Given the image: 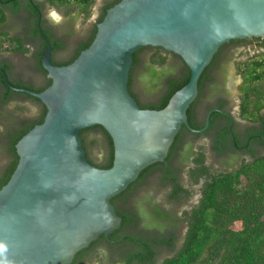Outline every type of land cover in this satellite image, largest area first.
Segmentation results:
<instances>
[{
    "label": "water",
    "instance_id": "95a60500",
    "mask_svg": "<svg viewBox=\"0 0 264 264\" xmlns=\"http://www.w3.org/2000/svg\"><path fill=\"white\" fill-rule=\"evenodd\" d=\"M40 16L37 11L44 42L40 63L50 84L41 91L14 86L0 67L9 88L46 107L43 121L15 143L16 166L0 187V242L6 245L0 260L7 264H71L100 234L119 228L121 217L110 199L146 166L165 159L182 125L197 132L208 126L214 110L198 129L189 125L186 111L219 46L264 38V0H119L97 23L89 46L57 65ZM141 46L171 51L189 68L187 82L160 109L141 108L128 89L132 53ZM37 114L30 100L0 122V134ZM94 125L112 140L108 168L89 162L82 147L79 131ZM4 160L0 153V166Z\"/></svg>",
    "mask_w": 264,
    "mask_h": 264
},
{
    "label": "trees",
    "instance_id": "16d2710c",
    "mask_svg": "<svg viewBox=\"0 0 264 264\" xmlns=\"http://www.w3.org/2000/svg\"><path fill=\"white\" fill-rule=\"evenodd\" d=\"M51 5L56 7L76 6L81 11L86 12L92 0H46ZM119 0H109L104 3L99 10V14L95 21L90 24L83 39L76 41L74 45L65 43L60 37H56L51 32L49 26H44L43 7L41 2L37 0H0V25L4 22L7 14L3 8L9 10V15H21L27 17L29 37L34 41L39 40L38 49L34 52L37 65L46 72L40 63V57L44 49L43 39L40 37L36 22L37 11L40 12V25L50 41L51 59L53 64L65 65L72 62L80 53L81 50L89 46L96 32V25L100 22L108 8L117 3ZM254 43V45L264 48V38L252 37L246 40L231 39L219 46L218 50L212 57L210 63L203 69L198 80V96L203 90V82L210 76L209 70L216 69V73L220 75L219 57L222 58L224 47L227 44H244ZM66 46L70 53L67 57L59 58V61H54V52L56 50L66 51ZM0 50L20 51L28 50L26 42H21L20 37H9L7 33L0 30ZM142 50H147V57L142 61L139 53ZM167 55L172 56L177 65L169 71H164L162 68L156 70L155 66H161ZM132 64L129 71L128 89L131 95L136 99L141 108L160 109L166 105L170 96L182 87L189 78V68L184 61L161 47L141 46L132 53ZM58 60V59H57ZM2 62V61H1ZM7 67V63H2ZM239 71L242 73L243 83L241 85L242 93L240 94V115L242 118L256 123L261 121L262 126L255 128L253 125L247 129L245 133L252 139L257 140L264 145V50L258 54L248 57L240 64ZM222 75V74H221ZM14 86L25 87L35 91H41L50 84V79H46L37 87L22 82L21 80L10 81ZM137 84L138 90L146 98L142 100L138 94L133 93L130 89L131 85ZM0 103L5 104L12 96H20L30 99L38 105V114L29 119H20L15 126L5 130L0 134V153L5 157L3 164L0 166V187L4 185L13 172L18 157L15 151V143L17 140L29 131L34 125L43 121L46 108L43 103L36 97L25 92L15 91L9 88L0 74ZM134 87V86H133ZM144 101L139 102L137 99ZM196 100L198 98H195ZM193 100L187 108V120L191 127H199L192 120V106L196 100ZM218 108H223V102L219 101ZM217 111H213L210 116V123L213 117L219 116ZM228 128V120L225 125L220 128L217 133L214 149H219L218 140L226 142L230 139V131ZM90 130H99L103 139L102 159L95 161L89 153L86 145L84 133ZM190 130L184 125L177 132L168 154L162 162H154L140 171L137 178L128 184V186L113 196L110 200L116 208L117 214L121 217L120 228L114 230L108 235L109 238H119L123 235V229L131 222L130 217H136L131 211L123 208H118L116 201L119 198H124L126 194L134 190V187L140 185L149 174H156L161 179L164 185H169L167 191V200H180L181 196L186 198L189 196V191L185 189L177 179L175 169L170 167L169 162L175 156L183 134L190 133ZM82 140V147L85 150V156L89 162L100 168H108L112 164L113 145L109 134L100 125H94L83 128L79 131ZM239 144V141L237 142ZM195 166L191 170V176L195 180L200 177L204 178L202 186V195L199 202L193 205L189 210H184L183 215L186 222V231L183 242L180 247L171 255L166 256L163 260H158L156 252L151 246V239H155L159 244L167 247H174L175 237L170 233L169 236H163L157 239H145L144 249L123 250V255L120 259H111L113 264H132L137 261L139 264H264V152L259 155H253L251 160L242 162L239 167L230 170H220L210 172L208 167L203 164L202 152H199L195 158ZM165 164L167 166H165ZM141 239L139 236L137 237ZM107 237L100 234L87 247L79 250L71 264H79L81 255L88 248L101 242L106 241ZM131 238L123 235L120 240L121 246L126 245ZM153 242V241H152ZM124 247V246H123ZM121 247V249H123ZM126 247V246H125ZM98 259L96 264H101Z\"/></svg>",
    "mask_w": 264,
    "mask_h": 264
},
{
    "label": "flooded vegetation",
    "instance_id": "af4514ba",
    "mask_svg": "<svg viewBox=\"0 0 264 264\" xmlns=\"http://www.w3.org/2000/svg\"><path fill=\"white\" fill-rule=\"evenodd\" d=\"M43 18L44 26H47V18L45 17V14H43ZM2 25H4L5 29L1 28ZM0 28L3 31H6L10 37H20L21 42H26V46L28 47V50L25 52L12 51L21 59L15 62H11L10 60V63H7V67H5L0 61V67L5 69L9 80L15 81L13 77L17 76L22 79L21 81H25V83L31 85L32 87H37L39 86L38 84L28 83V81H37L39 79L41 81L40 84H42L46 79H49L46 75V72L40 69L36 63L34 52H36L38 49L39 40L34 42V40L28 36L27 17H23L21 15L6 16L4 22L0 25ZM11 28L18 29V32L10 34L8 29ZM70 32L71 29L69 26H64L62 33L69 34ZM63 34L60 36V38L63 39L66 44H68L69 39H66ZM247 39L249 38H246V40ZM69 41L71 42L72 40ZM239 45H243V43L227 44L224 47L223 53L221 54L222 58L219 57V69L222 75H218L219 73H216V69L211 68L209 70V74L210 76H213V79L211 80V78H209L203 82V90H201L202 92L199 96L197 93L195 98L198 99H195L196 101L192 106V120L200 125L199 127L193 128L198 129L202 127L207 114L211 110L217 111L220 115L213 117L210 123V116L211 113H213L212 111L209 115V124L205 130L201 132L190 130V133L183 134V136L180 138L181 143L177 148L176 154L169 162L170 167L174 168L176 171L175 174L178 181L185 189L189 191L190 195L186 198L181 196L182 199L180 200H167V191L169 190L170 186L164 185V183L161 182V179L156 174H149L146 178L144 177V180L140 185L134 187V190L126 194L124 198H119L116 201L118 208L131 211L136 217L133 219L131 216V222L123 229V235L129 236L131 240H129L126 245L121 246L120 240H122L123 235H121L119 238H109L108 234L106 236V241L102 240L98 244L91 246L85 253L81 255V262L79 264H96L98 259L101 260V264H113L111 259H120L119 257L123 255V250H125V248H127L126 250L129 251L133 250L131 251L133 253L141 248L144 249L145 243L147 242H145V239L149 240L152 237L159 239L165 235L169 236L170 233L174 234L173 236L175 237L173 248L159 244V242H156L155 239H151L153 242L151 241L150 244L153 250L156 252L157 259L160 258L159 254L162 251L167 250V252H174L179 247L177 239L180 236L183 228L184 231L180 237L184 238L186 222L183 215V211L185 209L181 211V215L178 214V210H180V208L183 209L186 205H191V193L192 190H194L188 188L184 184V173H187L190 178V174L192 173L191 170L197 166L195 163V158L198 156L199 152H201L202 146L199 140L202 137L210 136V138H212V143L210 144L211 149L215 152L216 156H218L217 158H219L221 161L223 160V162L225 161L228 164V166H225V168L234 167L235 165L236 167L234 168H237L243 161L252 158L255 153L261 152L263 145L254 139L250 141L249 137L245 135L247 129L245 131H241L244 132L242 135L244 136V140L246 139L245 143L237 144L240 134L239 131L242 129L240 127H236V121L231 113L232 102L228 93L227 80L225 79L224 70L226 58L232 49L231 47ZM139 56H141L142 61L144 62L145 57L148 55H145V50H142L139 53ZM175 59L172 56L167 55L163 64L161 66H155V69L160 70L162 68L164 71L172 70L177 65ZM53 60L59 61L60 59L57 60L54 58ZM62 60H64V58H62ZM135 88H138V85L134 83V85H131L130 87L133 93H136ZM137 100L144 103V101L140 100L139 98ZM219 101L223 102L222 109L216 107ZM43 106L45 107V105ZM227 120L228 128L230 129L232 127L230 131V139L226 142L218 140L219 149H214V145L217 142V133L220 128L225 125ZM253 126L255 128H259L262 126V122H256ZM254 142L255 145H251V143ZM253 151L255 153H253ZM165 166L167 165L165 164ZM205 166L207 167V165ZM225 168H223V170H227ZM138 236L141 239L137 238ZM121 247H123V249H121ZM165 257L166 256L162 257L160 260H163ZM132 264L139 263H137V261H133Z\"/></svg>",
    "mask_w": 264,
    "mask_h": 264
},
{
    "label": "rangeland",
    "instance_id": "374dc122",
    "mask_svg": "<svg viewBox=\"0 0 264 264\" xmlns=\"http://www.w3.org/2000/svg\"><path fill=\"white\" fill-rule=\"evenodd\" d=\"M41 2L43 11L45 14V17L47 18V26L51 28V32L54 36L60 37L63 33L64 26H69L71 29V32L69 34H63L66 39L72 40L71 42L68 40L69 45H73L76 40L79 38V36L83 33V31L87 28V26L90 24V22L94 19V17L97 15V13L100 10V7L106 3L108 0H92V2L89 4L87 11L83 12L79 7L76 6H64V7H56L54 5H51L46 0H37ZM4 12L9 15V10L5 7L3 8ZM52 26H51V25ZM1 28H4V25L1 26ZM10 34H14L18 32V29H8ZM35 42V41H34ZM67 44V46H69ZM231 51L229 55L226 58V65H225V79L227 80V86H228V93L231 98L232 107H231V113L233 118L236 121V127H240L244 131L246 130L247 126L252 125L249 121L242 118L240 115V94L242 93V90L240 89L243 78L242 73L239 71L240 64L245 61L248 57L254 56V54H258L259 51H263L264 48H260L258 46H255L254 43H245L243 45L231 47ZM70 48L67 47L66 51H60L56 50L54 52V58L59 59L63 58L65 54L69 51ZM147 50H145V55L147 54ZM21 58L16 55L14 52L10 50H1L0 52V61L10 63L12 61H18ZM13 69V68H12ZM14 71V69H13ZM11 70V72L13 73ZM16 80H22L19 77H13ZM23 82V81H22ZM25 82V81H24ZM28 83H36L40 84L41 81L38 79L37 81H28ZM2 91V88L0 87V93ZM136 93L138 94L139 98L142 100H145L146 98L140 93L138 88H135ZM30 101V99L22 98L20 96H12L9 101L5 104L0 103V122L7 117L11 116L15 112L19 111L23 107L26 106V104ZM239 131V132H240ZM86 145L89 149L90 156L95 161H100L102 159V148H103V139L101 137V133L99 130H90L86 131L84 133ZM199 142L201 143V152L203 155V163L207 165L210 172L213 171H220L225 168V166H228V164L223 160L221 161L218 156H216L215 152L211 149L210 144L212 143V138L210 136L202 137ZM264 152V149L260 152ZM236 167V165L234 166ZM234 167L225 168L227 170L233 169ZM191 176V175H190ZM184 184L190 188L194 189L191 193V200H190V206L186 205L183 209L180 208L178 210V214L181 215L182 210H189L193 205L197 204L199 202V199L201 197L202 193V186L204 183V178L200 177L199 179L195 180L194 178H189L187 173H184ZM163 201L162 199H160ZM184 231V228L182 232ZM181 232V234H182ZM180 234V236H181ZM178 237L177 243L179 244V247L181 243L183 242V237ZM178 247V248H179ZM177 248V249H178ZM176 249V251H177ZM173 252V251H171ZM167 252V250L162 251L159 256L160 259L164 256H169L172 253Z\"/></svg>",
    "mask_w": 264,
    "mask_h": 264
},
{
    "label": "crops",
    "instance_id": "0c3cea01",
    "mask_svg": "<svg viewBox=\"0 0 264 264\" xmlns=\"http://www.w3.org/2000/svg\"><path fill=\"white\" fill-rule=\"evenodd\" d=\"M0 30H2L1 28H0ZM3 31V30H2ZM4 32H6V31H4ZM7 33V32H6ZM7 36H9L10 37V35H8L7 34ZM0 52H1V50H0ZM3 63V62H2ZM262 113H263V115H264V109H262ZM246 120V119H245ZM248 121V120H247ZM250 122V121H249ZM259 122H261V121H259ZM251 123V122H250ZM252 125H254L253 123H252ZM252 125H250V126H248V127H246V129H248V128H250ZM245 131V130H244ZM240 134H239V137H238V141H239V144L241 143V144H243V143H245V141H246V139L244 140V136L242 135V133H244V132H239ZM246 135V134H245ZM251 145H255V142L254 143H251ZM263 149H264V145H263ZM262 149V150H263ZM261 150V151H262ZM253 153H255L254 151H253ZM263 153V152H262ZM259 154H261L260 152H258V153H255L254 155H259ZM249 160H251V158H249V159H247L246 161H244V162H247V161H249ZM230 170V169H229Z\"/></svg>",
    "mask_w": 264,
    "mask_h": 264
},
{
    "label": "clouds",
    "instance_id": "9594fccd",
    "mask_svg": "<svg viewBox=\"0 0 264 264\" xmlns=\"http://www.w3.org/2000/svg\"><path fill=\"white\" fill-rule=\"evenodd\" d=\"M6 248V245L0 242V251L4 250ZM0 264H7L6 261L0 260Z\"/></svg>",
    "mask_w": 264,
    "mask_h": 264
}]
</instances>
